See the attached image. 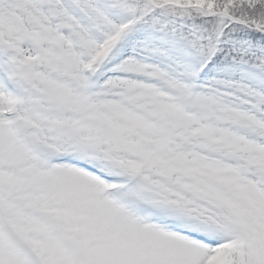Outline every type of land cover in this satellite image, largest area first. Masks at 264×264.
Listing matches in <instances>:
<instances>
[{"label": "snow or ice", "instance_id": "6c2138e0", "mask_svg": "<svg viewBox=\"0 0 264 264\" xmlns=\"http://www.w3.org/2000/svg\"><path fill=\"white\" fill-rule=\"evenodd\" d=\"M0 264H264V0H0Z\"/></svg>", "mask_w": 264, "mask_h": 264}]
</instances>
